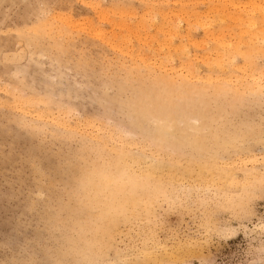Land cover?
Returning a JSON list of instances; mask_svg holds the SVG:
<instances>
[{"label":"rangeland","instance_id":"rangeland-1","mask_svg":"<svg viewBox=\"0 0 264 264\" xmlns=\"http://www.w3.org/2000/svg\"><path fill=\"white\" fill-rule=\"evenodd\" d=\"M87 1L0 0V264H90L85 244L98 210L87 193L92 176L95 186L104 179V161L116 160L87 130L25 115L19 103L143 143L169 123L167 157L187 180L195 172L200 182L197 164L216 170L222 197L207 213L162 211L160 238L199 236L209 264H264V229L256 228L264 223V0ZM171 56L173 73L157 68ZM187 68L202 79L187 80ZM185 161L196 167L187 172ZM205 217L237 235L204 236Z\"/></svg>","mask_w":264,"mask_h":264},{"label":"bare ground","instance_id":"bare-ground-1","mask_svg":"<svg viewBox=\"0 0 264 264\" xmlns=\"http://www.w3.org/2000/svg\"><path fill=\"white\" fill-rule=\"evenodd\" d=\"M81 1L86 2L87 0H81ZM49 22L51 21L49 20ZM68 24H69V20H68ZM53 25H56V24L53 23ZM172 26L171 28H173ZM90 30H91V33L96 35L97 38L101 37L102 42H103V40L105 39V35L100 29L92 28ZM71 34H74V33H71ZM37 36H41V35H37ZM169 36H170V33H169ZM188 36L189 35H187V37ZM106 39H105V42L109 43L111 47H115V45L117 44L115 43L116 40L110 41V39L108 38ZM140 54H138V56ZM228 57H227L228 60L232 58L230 56ZM233 57L235 58V56ZM216 58H218V55H216ZM170 59H171L172 65H170V63L166 64L163 59H162L163 61H159L157 59V68L164 69V70H170L173 73V71L175 70V67L173 66L174 64L173 57L171 56L169 60ZM136 68L138 69L137 66ZM253 73L252 74L248 73L249 78H252L253 80H255L256 83H261L262 81L261 76H256L255 75L256 73L255 74ZM262 73L263 72H261V75ZM198 75L199 73L192 71V69L189 70L187 68V70H185V77L187 80H193V79L199 78ZM206 78L207 77L205 76L204 79ZM199 79H202V78H199ZM209 79L211 80V77H209L207 80ZM244 89H245V86H244ZM156 96L157 95H155V97ZM29 102H30V99H29ZM13 107L20 110L23 114L34 116L35 118L39 120L50 119L54 124L60 127H64L68 130H70L71 128H76V130H81L83 131V133L85 130H87L85 132H87L90 136H92V138H96L98 141H102V143L104 144V147H110V149L108 150H110V152H112L113 155L115 156L114 158H116L114 162L104 161L103 170L105 171L104 172L105 177L104 179H102V182L99 184V186H95V178H93V176H92L91 186L88 185L89 186V190L87 193L88 198L94 203V206L98 210V212L95 211L94 213L92 212L91 214L93 217L96 216L94 219V224H93L94 231L92 233V236L89 238L88 242L85 244L87 245L86 256L89 260L92 261L90 264H188L187 260L185 259L186 256L195 257L196 259L199 260V264H209L208 259H207L208 256L206 257L204 252L202 251L203 247L201 244V239L198 238L199 236L194 237V238H189V239L188 238L187 239L177 238L178 240H175V239L173 240L174 234L173 236L169 235L170 237L168 236L167 239H164V238L162 239L160 238V235H159L160 234L159 231L162 230V228L165 225V222H164L165 216H161L162 211L164 212L163 215H165V213L167 212L166 210L168 208L173 209L172 207H175V206L177 207V206H183V205L184 206L185 205H189V206L196 205L202 208L203 212L207 213L209 211L208 207H210L211 202L214 201V199L216 202V198L220 199V197H222L221 196L222 193L219 192L220 191L218 190L219 187H217L219 183L215 175L216 170L213 171L211 169H208L207 166H205L204 168L207 171L204 172L205 169L203 171V169H201L200 167L201 165L195 164L197 168H199L197 170L198 171L197 176H199L200 179L198 180L200 182L194 181L196 180L195 177H193V175H195L194 174L195 172L191 174L189 173L190 176H192L194 179L190 178L189 176V180H187L186 176L188 175L185 172V170L183 172H180V168H176L177 166L176 167L174 166L175 165L174 162L171 161L167 157L169 156V152H170L169 147L172 146V141L169 135H167L168 132L171 131V127H169L170 125L169 123L159 122L158 125L160 126L157 128L156 136L153 139L151 138L148 139L147 137L143 138V140L147 141L146 143H143L141 141L140 142L133 141L131 139V136L128 135L127 133H124V134H121L120 132L116 133L115 128L113 127L112 129L106 128L103 124H100V123H96V122L93 123L92 121H88V120H82V121L76 120L75 124H71L70 123L71 121L70 122H68L69 120L67 121L68 117H65L67 118L65 119L63 116L53 115V114H50V112L49 113L47 112L48 113L47 114L43 111L32 108V106H23L19 103L17 105H14ZM163 107L165 106L163 105ZM188 124H190V121L188 122ZM104 131H105V134L103 135H106V137L100 136L101 135L100 133ZM109 142H112V143H109ZM152 142H154V144L156 145V148L152 147L153 146ZM176 159L177 161L179 160L178 158ZM238 160H241V159L238 158ZM238 160L237 162H239ZM187 163L183 165V168H185L187 172L190 169L189 167L190 165L191 167H196L193 162L188 163V164ZM232 165L234 167V164ZM245 165L246 164H244L243 166ZM229 171H231V169ZM224 196H225L226 201H230V200L232 201V198L230 197V193L227 195L225 194ZM217 202L219 201L217 200ZM215 204L218 206L220 203L219 204L215 203ZM120 220L122 221L123 225L121 224ZM217 224L214 222V220L211 217H205L201 219L198 226H200V228L203 229L204 236L206 237L210 233H215L218 237H222L226 239H230L233 236L237 235V230H235L234 228L229 227V228L223 229V227L222 228L218 227ZM259 227L261 229H264V223L256 226V228H259ZM176 237H178V235Z\"/></svg>","mask_w":264,"mask_h":264}]
</instances>
